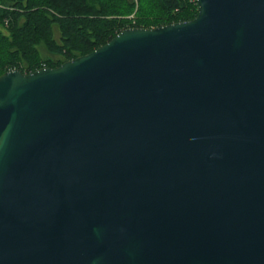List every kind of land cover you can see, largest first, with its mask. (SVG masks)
I'll return each instance as SVG.
<instances>
[{
  "label": "water",
  "instance_id": "1",
  "mask_svg": "<svg viewBox=\"0 0 264 264\" xmlns=\"http://www.w3.org/2000/svg\"><path fill=\"white\" fill-rule=\"evenodd\" d=\"M0 74V264H264V0H196Z\"/></svg>",
  "mask_w": 264,
  "mask_h": 264
},
{
  "label": "trees",
  "instance_id": "2",
  "mask_svg": "<svg viewBox=\"0 0 264 264\" xmlns=\"http://www.w3.org/2000/svg\"><path fill=\"white\" fill-rule=\"evenodd\" d=\"M197 9L196 0H0V74L55 67L123 28L188 20Z\"/></svg>",
  "mask_w": 264,
  "mask_h": 264
},
{
  "label": "rangeland",
  "instance_id": "3",
  "mask_svg": "<svg viewBox=\"0 0 264 264\" xmlns=\"http://www.w3.org/2000/svg\"><path fill=\"white\" fill-rule=\"evenodd\" d=\"M5 21H7V19H5ZM4 23H5V22H4ZM4 26H5V24H4ZM1 27H3V26L0 25V28H1ZM5 27H6V26H5ZM5 27H3L4 30H6ZM56 34H57V32H56ZM56 34H55V35H56ZM40 49H41L42 54H45V55L48 54V53H46V51H45V49H44L43 46H40ZM43 56H44V55H43Z\"/></svg>",
  "mask_w": 264,
  "mask_h": 264
}]
</instances>
